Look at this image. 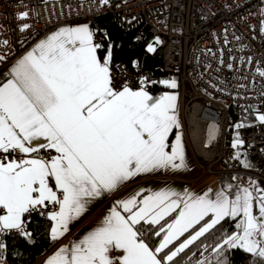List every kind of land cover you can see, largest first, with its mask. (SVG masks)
<instances>
[{"label": "crops", "instance_id": "0c3cea01", "mask_svg": "<svg viewBox=\"0 0 264 264\" xmlns=\"http://www.w3.org/2000/svg\"><path fill=\"white\" fill-rule=\"evenodd\" d=\"M109 71L85 24L54 28L6 66L0 61V150L30 155L49 146L60 153L47 162L0 164V232L21 231L28 211L53 200L51 182L63 194L48 214L59 242L41 264H162L157 254L176 239L156 249L139 239L137 224L157 223L159 209L144 200L158 199L172 183L189 188L212 177L200 178L192 156L189 164L172 150L181 129L176 108L168 102L154 115L163 91L173 88L161 82L169 89L157 100L143 89L115 93ZM233 181L227 216H238L243 232L231 245L258 252L248 232L264 227V181ZM181 202L184 212L190 202Z\"/></svg>", "mask_w": 264, "mask_h": 264}, {"label": "built area", "instance_id": "2783aa9c", "mask_svg": "<svg viewBox=\"0 0 264 264\" xmlns=\"http://www.w3.org/2000/svg\"><path fill=\"white\" fill-rule=\"evenodd\" d=\"M105 15L137 31L146 55L162 51L163 72L178 82V122L200 178L228 185L241 176L264 181V0H0L1 65L54 28ZM93 33L98 48L111 47L104 31ZM109 77L115 93L143 89L155 96L160 83L152 70L130 71L121 63L110 64ZM34 157L47 162L60 153L49 146L30 155L0 150L3 165ZM51 186L55 198L31 211L48 215L59 208L63 194ZM26 222L21 231L1 230L0 264H8L5 237L26 233Z\"/></svg>", "mask_w": 264, "mask_h": 264}, {"label": "trees", "instance_id": "16d2710c", "mask_svg": "<svg viewBox=\"0 0 264 264\" xmlns=\"http://www.w3.org/2000/svg\"><path fill=\"white\" fill-rule=\"evenodd\" d=\"M91 30L98 27L112 41L110 48H98L101 59L108 56L111 65L121 63L127 70L137 67L152 70L160 79L155 93L160 89H169L161 82L175 75L166 74L162 70V51L156 49L151 56L144 52L143 44L136 42L137 31H125L110 15L101 16L97 21L89 23ZM235 121L234 119L232 122ZM223 187L235 197L234 187L222 181ZM176 213L163 218L157 223L140 222L137 224L138 237L149 248L156 249L165 234L167 225L175 218ZM24 219L26 233L5 237L8 264H35L46 251L51 250L59 242L52 235V220L47 214L28 211ZM239 217L226 216L201 234L183 250L169 258L181 241L198 229L207 218L193 226L185 234L157 254L162 264H264V256L259 252H251L239 246H232L230 238L239 231Z\"/></svg>", "mask_w": 264, "mask_h": 264}, {"label": "rangeland", "instance_id": "374dc122", "mask_svg": "<svg viewBox=\"0 0 264 264\" xmlns=\"http://www.w3.org/2000/svg\"><path fill=\"white\" fill-rule=\"evenodd\" d=\"M78 24H85L89 30V34L92 38V41L95 44V35L93 31L89 27L88 22H82ZM97 47V45L95 44ZM98 48V47H97ZM108 58V56H106ZM164 83H167L169 86L173 88L174 91H163V96H167L165 101L157 100L162 98L161 93H156L155 96L151 97L155 98L157 101V107L153 108L154 115L161 113V108H164L167 103H170L171 108H176L175 110V116L174 121H179V104L177 105V98H179L178 93V82L173 79H166L164 80ZM174 148L173 151H176L177 154L181 156V159L189 160V164H191L190 160V149L188 147V144L185 139V135L182 129H180L179 126H177L176 131V137L174 140ZM182 160V161H183ZM185 163V162H184ZM196 174V171L194 172ZM194 174V175H195ZM173 185H170L168 188V185L166 186V192H162L161 196H159L158 199L154 198L152 201L144 200V207L147 208L150 206V204L153 202L155 205H158L159 203V209L155 213L154 216H152V221L158 222L161 221L164 217L168 216L169 214L175 212L176 216L175 218L167 225L166 231L164 236L161 239L160 243H164V245H167L171 241H174V239H178L183 234H185L189 229L193 228L198 222H201L202 220L207 218V221L203 223L198 229H196L194 232H192L190 235H188L183 241L180 242V244L177 246V248L170 254L169 258H172L175 256L178 251L182 250L185 246H187L190 242H192L195 238H197L199 235H201L203 232H206L208 229H210L214 224L219 222L221 219L225 218V216L230 214L231 206H232V200L233 197L230 195V193L223 187L222 182L218 180L215 177H207L204 181L198 184H192L188 188L183 186L180 187L177 183H172ZM232 186V185H231ZM206 188V189H205ZM240 192V191H239ZM165 194V195H164ZM171 195H176V198L172 200L171 203L168 204V197ZM164 196V197H163ZM162 198V199H161ZM162 200L163 205L160 206V203ZM189 201V207L186 211H182L181 209V201ZM166 201V202H165ZM238 217V216H234ZM239 231L236 232L229 240L230 243H234L236 238H239L241 236V233L243 232V228L240 224L239 220ZM261 223L264 224V215L261 218ZM248 231L246 230L245 233ZM250 235H253L255 237L256 245L259 249V253H261L264 256V227L263 228H256L248 232Z\"/></svg>", "mask_w": 264, "mask_h": 264}]
</instances>
